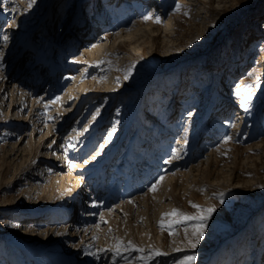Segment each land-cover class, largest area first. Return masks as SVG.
<instances>
[{
  "label": "rangeland",
  "instance_id": "374dc122",
  "mask_svg": "<svg viewBox=\"0 0 264 264\" xmlns=\"http://www.w3.org/2000/svg\"><path fill=\"white\" fill-rule=\"evenodd\" d=\"M104 1L35 0L29 8L30 0H0V36L16 39L0 41V264H145L127 248L104 251L118 241L166 253L148 264L191 254L196 264H264V0H149L152 13L124 4L133 0ZM34 52L40 99L31 103L26 93L24 106L13 84L34 85L17 76L32 74ZM243 74H251L238 94L251 90L247 110L228 82ZM192 90L210 97L188 146L193 128L175 127L194 111ZM37 111L45 128L35 127ZM192 204L216 209L194 250L188 240L200 221L166 215L198 216ZM80 208L93 215L82 219ZM67 209L77 226L64 230ZM34 232L42 238L29 255L22 245Z\"/></svg>",
  "mask_w": 264,
  "mask_h": 264
},
{
  "label": "bare ground",
  "instance_id": "6f19581e",
  "mask_svg": "<svg viewBox=\"0 0 264 264\" xmlns=\"http://www.w3.org/2000/svg\"><path fill=\"white\" fill-rule=\"evenodd\" d=\"M45 1V0H44ZM107 3H108V0H106V1H104V4L106 5V8H108V5H107ZM124 4H132V6L133 5H135L136 6V4L138 5V7L139 8H143V9H146V11H152L153 10V8H155V5H153V4H149V0H140L139 2H138V0H133V2H130V1H126V2H124ZM18 11V10H17ZM154 11V10H153ZM152 13V12H151ZM149 14V13H148ZM19 16H18V18H16L15 19V17L14 18H12L13 20H14V22L16 21V23L17 24H19L20 22H21V12H20V14H18ZM96 15H99L97 12L93 15V18H92V21L94 20V19H97V16ZM65 21H66V23L68 22V21H70V17L68 18V16L65 18ZM10 24V23H9ZM112 28H115V26H111ZM97 28H99L98 26H94V27H90V29L88 30V31H85V33H82V37H83V40H90V38L92 37V35L91 34H95V32L97 31V30H95V29H97ZM10 32L11 31H9V33H7V31H4V33L0 36V41H2L3 43H5V45H6V47L7 46H9L10 45V42H13V40H16V39H14L15 38V36H12L11 37V34H10ZM5 35H7L8 36V40H7V42H4V40H3V36H5ZM95 36V35H94ZM9 37H11V38H9ZM10 39V40H9ZM80 39V38H79ZM82 39V38H81ZM43 43H45L46 44V46H48V44H50V41H49V39H46V34L44 33L43 35H42V44ZM100 46H101V44H100ZM49 47V46H48ZM0 48H1V45H0ZM13 48V47H12ZM2 50L0 49V52H1ZM21 52H19V53H17V55H16V57L20 54ZM50 54V53H49ZM16 59V58H15ZM39 60H40V55L37 53V52H34V54H33V59L31 60V63H30V67H31V69L30 70H32L31 71V75H29V74H27L26 75V73H24V72H22L21 74L20 73H17V76H18V79L19 78H21L20 79V81H21V83H23V81L24 80H30V76H32L33 77V86H31V80H32V78H31V80L28 82V85L30 84V88H28L27 90H24L21 86H18L19 88H17V86L16 85H18V84H13L14 85V90L15 89H18L19 90V97L21 98V99H23L24 98V100L22 101V105H24L25 106V101H26V98H25V94L26 93H28V94H30V100H32L31 101V103H36L37 101H39V99L40 98H36L35 96H34V91H37V89H35V83H36V81L37 80H39L40 79V76L41 75H39V66H37V62H39ZM40 63V62H39ZM235 67V69L238 71V73H239V67H236V66H234ZM2 68H0V70H1ZM55 69V68H54ZM249 69V68H248ZM234 70V69H233ZM21 70H19V72H20ZM248 71H250V69L248 70ZM40 72H41V70H40ZM250 73V72H249ZM24 74V75H23ZM48 74L49 75H51L50 76V78H53L54 80L57 78V75H56V73H55V71L53 70V69H51V67H50V69H49V71H48ZM2 75V73H0V77H2L1 76ZM38 75H39V77H38ZM251 75V74H250ZM249 75V76H250ZM247 74H243V75H241L240 77L238 76V77H236V76H233L232 78H230L229 79V84H231V82H233V84H231L230 86H232V87H234L233 89H232V92L234 93V95H233V97H239V95H237L236 94V92H237V89H239L240 90V92H241V90L243 91V90H245V89H247V83L249 82V80H250V77H249ZM5 77V76H4ZM1 79V78H0ZM2 80H4V79H2ZM6 80H8V79H6ZM5 81V80H4ZM19 81V82H20ZM3 82V81H2ZM4 83V82H3ZM3 83H2V87H3ZM200 85H202L201 83H199ZM38 87V86H37ZM2 90V89H1ZM7 90H9V88L8 87H6L5 88V90L3 91V102L5 103V101H6V97H7V94H8V92H7ZM71 90V89H70ZM180 92V91H179ZM195 93V90H192L191 91V94H190V96L192 97V100L189 102V104H191V102L194 104V106H192V108L194 109V111L193 110H184L183 111V113H182V116H181V119L180 120H178L177 122H176V127H175V130H183V132H186L187 130H189V129H191V128H193V130L191 129V130H189V132L186 134V136H185V138H183V140H185V143L189 146L191 143V141L192 140H194L195 139V136H196V134H195V132L196 131H194V124H195V117L196 118H199V116H200V114H201V112H199V110H198V108L200 107V108H203V107H205L204 105H206V103H207V101L209 100V97H210V95L208 94V91L205 93V92H203V93H201V94H194ZM10 102H9V105H8V109H10V107L12 106V104H13V97H14V94H15V91H13V90H11L10 91ZM197 95H199V99H198V102L197 101H195V97L197 96ZM40 97H42V96H40ZM245 97V96H244ZM20 98H17V102H19V99ZM240 98V97H239ZM243 97H241L240 99H242ZM142 100V99H141ZM17 102H16V105H17ZM211 103V102H210ZM209 103V104H210ZM240 103H242V104H245V99H242L241 100V102ZM221 105V103L219 104V106ZM34 106V105H33ZM32 107V106H31ZM38 107V106H37ZM173 108H174V106H173V104L172 105H170L168 108H167V112H166V115L164 116V117H167V115H168V113H169V111L170 110H173ZM22 109H23V106H22ZM124 111L126 110V109H123ZM20 111H21V109H20ZM176 112H177V110H174V112H172V115H171V117H173V116H175V114H176ZM121 113H123V112H121ZM127 114L128 113H130V111H127L126 112ZM13 115V114H12ZM36 116H37V118L35 119V121H36V124H35V127L36 126H38V128H41V127H43V128H45V126H46V123L47 122H45L44 121V119H43V117H41V114L37 111V113L35 114ZM14 116V115H13ZM125 116V115H124ZM23 117V114H20V116H18V117H14L15 119H17V118H22ZM118 117H123V116H118ZM128 117H130V116H128ZM25 118V117H24ZM46 119V118H45ZM47 120V119H46ZM119 120V119H118ZM21 121H23L24 122V124H25V121H26V119H22ZM125 121V120H124ZM34 123V122H33ZM21 125V124H20ZM23 125V124H22ZM192 125H193V127H192ZM34 127V128H35ZM18 130H19V127H18ZM204 131L205 130V127H198V130H197V132L198 131ZM49 133V132H48ZM47 132H46V134L45 135H47L48 134ZM197 134H199V132L197 133ZM44 135V136H45ZM200 135V134H199ZM197 137H198V135H197ZM187 145H185V146H187ZM56 157L58 158L59 156H58V153H56ZM168 159V158H167ZM171 160V159H170ZM59 162H60V160H59ZM168 168V167H167ZM166 168V169H167ZM165 169V170H166ZM59 170L60 169H56V176L57 175H59ZM93 194V193H92ZM81 204L82 205H84V204H86V207H92L93 205L90 203V201H87V200H82L81 201ZM73 205H74V202H71L69 205H68V207H71V209H73ZM92 205V206H91ZM93 208V207H92ZM93 210L92 211H82V208H80V210H79V214H81V217H82V219H84V220H86L88 217H91L92 215H93ZM68 213H69V215H68ZM71 214V212H69L68 211V209L67 210H64V213H63V218H66V221L68 222L67 223V226L66 227H63L64 228V230L65 229H68V226L70 227V226H73V225H75L74 224V222H76V218L77 217H75V213H74V215L72 216V215H70ZM56 218L54 217V220H55ZM73 221V224H72V222H69V221ZM78 221H79V218H78ZM29 224V223H28ZM31 224V223H30ZM85 224V223H84ZM24 226H25V224H24ZM24 226H23V228H24ZM26 226H27V228H28V225H27V223H26ZM77 225H75L74 227H76ZM76 229V228H75ZM26 232H27V230H26ZM41 233V232H40ZM72 235H73V233H72ZM40 238H42L41 237V235H39V233L37 234L36 232H34L33 234H32V236H30V237H28V235H26V239H27V241H25L26 243H23L24 245H22V247H24V249H28V251H29V255L31 254V251H36V245H35V243L38 241V239H40ZM10 240V239H9ZM11 241V240H10ZM12 242V241H11ZM18 243L20 242V241H17ZM37 253H40V252H38L37 251ZM255 263V262H254ZM11 264H14V263H11Z\"/></svg>",
  "mask_w": 264,
  "mask_h": 264
},
{
  "label": "snow or ice",
  "instance_id": "6c2138e0",
  "mask_svg": "<svg viewBox=\"0 0 264 264\" xmlns=\"http://www.w3.org/2000/svg\"><path fill=\"white\" fill-rule=\"evenodd\" d=\"M35 3V0H30L29 4H28V7L31 8L33 6V4ZM181 10V5L177 4L176 5V11L179 12ZM147 20H151L152 17L151 16H147L146 17ZM157 23H160L159 20L156 21ZM3 40L4 42H7L8 40V36L5 35L3 36ZM2 56H3V53L0 52V59H2ZM133 68L135 67V65L132 66ZM131 71L132 69L130 68L128 70V75L131 74ZM127 78V76H126ZM240 92L239 89H237V92L236 94L238 95ZM253 96H252V92L251 90H249V94L248 96L246 97L245 99V110H247L248 108V105L251 103V100H252ZM57 100H53L52 103H56ZM45 107L47 108V105H45ZM231 140V137H228L226 140H225V143L229 142ZM166 163H171V161H166ZM72 167H75V165H71ZM160 180L162 181L163 180V177H160ZM151 191H156L157 190V185H153L150 189ZM223 198H222V195H221V198H220V203L223 204ZM193 208L197 209L199 215L198 216H188V215H185V214H182L180 212H178L177 210H173L172 213L170 214H166V215H173V216H183V222H187V221H191V220H199L200 223L198 225H195L193 227V238L189 239L188 240V245L191 249H195L197 247V245L199 244L200 240L203 239L204 237V231L205 229L207 228V224H206V221L209 220L212 216V214L216 211L215 207H210V208H207V209H203L201 208L199 205L197 204H192L191 205ZM101 219H103L101 217ZM163 218H162V221H161V228L163 230ZM185 233L188 232V229L185 228L184 229ZM170 234H173L172 232H170ZM130 249L132 251H135V252H139L141 253V256H140V259L143 260L145 262V264H148V261L151 260L152 258L156 257V256H163V255H166V253H163V252H160L158 250H153L151 255H145V250L142 249V248H139L133 244H131V242H129L127 245H124L123 242H117L116 245L113 246V248H110V249H105L104 251L108 252V251H114L115 254L117 256H120L121 255V251L122 249ZM180 249H177V251H179ZM86 255H95V253H85ZM196 260H197V257L195 254H191V255H186L180 262L179 264H196Z\"/></svg>",
  "mask_w": 264,
  "mask_h": 264
}]
</instances>
